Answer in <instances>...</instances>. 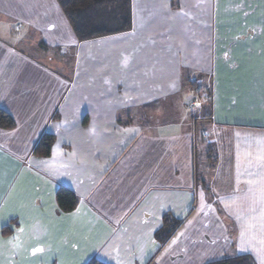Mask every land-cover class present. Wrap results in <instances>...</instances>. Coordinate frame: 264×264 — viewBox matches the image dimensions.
Returning a JSON list of instances; mask_svg holds the SVG:
<instances>
[{
  "label": "crops",
  "instance_id": "obj_1",
  "mask_svg": "<svg viewBox=\"0 0 264 264\" xmlns=\"http://www.w3.org/2000/svg\"><path fill=\"white\" fill-rule=\"evenodd\" d=\"M130 8L79 41L56 0H0V264H264V0Z\"/></svg>",
  "mask_w": 264,
  "mask_h": 264
},
{
  "label": "trees",
  "instance_id": "obj_2",
  "mask_svg": "<svg viewBox=\"0 0 264 264\" xmlns=\"http://www.w3.org/2000/svg\"><path fill=\"white\" fill-rule=\"evenodd\" d=\"M70 23L79 41L109 36L128 31L131 26L130 0H56ZM14 122L5 112L0 110V128L12 129ZM55 138L51 134H44L33 150L35 156L47 158L50 156ZM58 209L62 213L72 212L78 205V198L74 192L60 186L55 192ZM181 221L164 216L162 227L155 232V239L160 246L166 245ZM7 227L2 229V234L8 235ZM85 264H104L95 257L90 258ZM216 264H254L248 257H234Z\"/></svg>",
  "mask_w": 264,
  "mask_h": 264
},
{
  "label": "snow or ice",
  "instance_id": "obj_3",
  "mask_svg": "<svg viewBox=\"0 0 264 264\" xmlns=\"http://www.w3.org/2000/svg\"><path fill=\"white\" fill-rule=\"evenodd\" d=\"M40 251H41L40 248H36V249H34V252H40Z\"/></svg>",
  "mask_w": 264,
  "mask_h": 264
},
{
  "label": "rangeland",
  "instance_id": "obj_4",
  "mask_svg": "<svg viewBox=\"0 0 264 264\" xmlns=\"http://www.w3.org/2000/svg\"><path fill=\"white\" fill-rule=\"evenodd\" d=\"M203 93H204V92H203ZM203 93H201V95H202ZM196 99L198 100V99H199V97H196ZM12 184H13V183H12ZM12 184H11V185H12ZM11 185H10V186H11ZM9 189H10V188H9ZM10 190H11V189H10Z\"/></svg>",
  "mask_w": 264,
  "mask_h": 264
}]
</instances>
